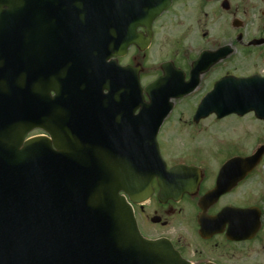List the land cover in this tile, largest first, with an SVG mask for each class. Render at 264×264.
Returning <instances> with one entry per match:
<instances>
[{"label": "water", "instance_id": "1", "mask_svg": "<svg viewBox=\"0 0 264 264\" xmlns=\"http://www.w3.org/2000/svg\"><path fill=\"white\" fill-rule=\"evenodd\" d=\"M171 2L122 1L126 10L120 0H0V264H183L168 242L141 236L120 193L149 198L163 162L158 130L171 100L199 85L210 55L187 86L165 66L146 89L151 104L139 71L107 64L139 45L136 29L149 31ZM257 84L223 79L195 121L251 111L264 118ZM36 129L52 139L27 140Z\"/></svg>", "mask_w": 264, "mask_h": 264}, {"label": "flooded vegetation", "instance_id": "2", "mask_svg": "<svg viewBox=\"0 0 264 264\" xmlns=\"http://www.w3.org/2000/svg\"><path fill=\"white\" fill-rule=\"evenodd\" d=\"M137 32L148 37L144 28ZM149 40L146 50L134 45L127 56L118 59L122 66L139 69L143 86L162 75L164 63L180 69L188 82L193 62L209 51L216 63L202 77L197 91L205 83V87H214L232 76H257L264 90V0H173L154 22ZM152 55L159 58L153 62ZM148 78L151 80L146 82ZM259 96L264 100V91ZM249 114L255 125H244L241 134L256 138L241 151L217 149L211 144L210 148L197 146L183 156H173L164 153L161 145L168 170L188 167H181L171 179L164 174L154 178L150 200L133 205L144 237L169 240L188 264H264V119ZM183 120L170 115L158 137L174 140L180 136ZM208 121L214 139L211 143L224 145L229 135L239 134L236 127H220L222 119L216 116L198 123L189 116V137L199 139V134L206 133ZM257 150L261 153L257 165L223 167L230 159L247 158ZM160 179L188 190L182 196H160ZM218 186L222 188L218 198L213 196L211 202L204 203Z\"/></svg>", "mask_w": 264, "mask_h": 264}, {"label": "rangeland", "instance_id": "3", "mask_svg": "<svg viewBox=\"0 0 264 264\" xmlns=\"http://www.w3.org/2000/svg\"><path fill=\"white\" fill-rule=\"evenodd\" d=\"M153 58V62H155L157 60L158 55H152ZM153 62H151L150 64H154ZM151 80V78H148L146 80L149 81ZM206 85V83L204 84V86L199 90L198 93H196L195 95L186 97L184 99H181L177 104H176V108L173 112V117L176 116L177 118L183 117V123L181 124L183 126L182 129V133L180 134V136H177V138H175L174 140L172 139H168L166 137H163V139H161V136L158 137V141L160 146L162 145V147L164 146V153H168L169 155H173V156H183L184 153H187L189 151H192L193 149H195V147L200 146L202 149L205 148H210L211 144L216 145L215 148L217 149H224V150H229V151H241L243 148H247L251 146L253 139L256 137H246L245 135L241 134V129L244 125H247L248 127H252L255 125L254 122V117L252 114H246L242 117L238 116V115H230L225 117L224 119H222V121H220L219 126L222 128H233L236 127L237 131L239 132V134L235 135H229L226 143L224 145H220L215 142L211 143V140L213 138H211L210 136V125H209V121L205 124V126L207 127V131L206 133L203 132L201 134H199V139L194 140V137H189L191 131H190V127L189 125L186 123V121L188 120L189 116H192V114L196 111L197 107L199 106V104L201 103V101L203 100V98L213 89V86H208L206 89L204 88ZM205 89V91H203ZM203 91V92H202ZM202 92V93H201ZM170 126V125H169ZM167 126V128L169 127ZM214 140V139H213ZM164 143H168L163 144ZM181 154V155H180ZM223 163V162H222Z\"/></svg>", "mask_w": 264, "mask_h": 264}]
</instances>
